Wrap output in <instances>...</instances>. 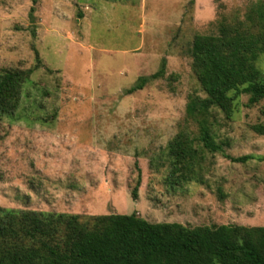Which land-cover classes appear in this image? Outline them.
<instances>
[{
    "label": "rangeland",
    "instance_id": "obj_1",
    "mask_svg": "<svg viewBox=\"0 0 264 264\" xmlns=\"http://www.w3.org/2000/svg\"><path fill=\"white\" fill-rule=\"evenodd\" d=\"M254 1L0 0V68L33 70L18 109L0 120V207L264 226V136L251 129L264 123V99L249 106L242 95L231 119L210 110L222 152L202 148L188 114L206 97L191 69L193 38ZM257 66L264 72V53ZM180 130L198 146L197 178L169 187L161 156Z\"/></svg>",
    "mask_w": 264,
    "mask_h": 264
},
{
    "label": "trees",
    "instance_id": "obj_2",
    "mask_svg": "<svg viewBox=\"0 0 264 264\" xmlns=\"http://www.w3.org/2000/svg\"><path fill=\"white\" fill-rule=\"evenodd\" d=\"M263 53L264 0L252 2L242 15L220 16L215 33L193 38L191 69L206 97L192 99L188 114L199 128L198 142L210 153L223 151L210 133V110L231 119L242 95L248 96L249 106L264 99V72L257 66ZM32 72L0 68V120L16 112ZM163 73L164 66L150 78ZM146 82L140 78L128 93ZM251 129L264 136V123ZM194 143L180 130L164 148L161 158L169 187L195 179ZM248 158L229 157L233 162ZM135 169L133 200L141 182L137 162ZM0 264H264V226L187 227L151 223L135 212L78 215L0 207Z\"/></svg>",
    "mask_w": 264,
    "mask_h": 264
}]
</instances>
